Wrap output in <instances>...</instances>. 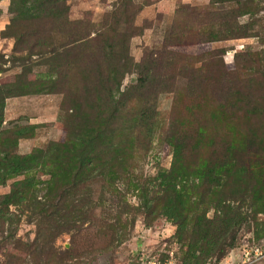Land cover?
I'll list each match as a JSON object with an SVG mask.
<instances>
[{
  "label": "rangeland",
  "instance_id": "rangeland-1",
  "mask_svg": "<svg viewBox=\"0 0 264 264\" xmlns=\"http://www.w3.org/2000/svg\"><path fill=\"white\" fill-rule=\"evenodd\" d=\"M34 2L0 0L1 86L12 89L20 86L23 91L31 92L41 87L40 76L52 68L51 63L41 64L52 56L48 52L44 55L45 44L40 41L50 38V42L60 47L70 40L76 43L85 38L82 40L84 45L77 48L74 44L65 51L59 49L63 54L55 58L56 63L61 60L73 65L80 84L93 82L80 64L82 55L87 56L89 64L95 57H107L104 52L108 53L109 49L106 47L125 42L133 64L147 61L149 57L159 64L149 73L151 84L143 92L145 96L153 93L155 97L154 101L148 99L152 108V129L149 135L141 132L139 135V131L136 133L132 129L125 131L118 142L123 148L128 145L129 149L123 150L117 156L118 160L110 153L111 147L105 153V170L95 175L96 181L90 187L91 197L84 194L89 193V185L81 188L78 194L82 197L79 204L83 211L91 212L85 219H73L71 225L65 226L70 230L59 232L57 236V227L39 230V225L37 227V223L28 218L31 212L26 203H17L9 209L0 207V264H145L153 256L161 263L189 264L185 261L187 250L176 239L177 226L160 206L165 204L171 213H177L172 208L174 198L171 199L170 195L178 194L184 197V201L193 202L198 198L195 190L200 182L193 176L178 178L182 183L172 182L170 177L174 175L169 172L173 168L174 148L169 138L175 125L191 128L212 123L213 117L220 116L218 108L207 103L201 110V119L194 121L189 112L191 95L184 89L167 92L157 73L160 70L162 74L172 75L175 68L188 67L190 62L196 66L195 61L199 59L216 62L218 69L223 61L229 78L237 73L240 78L247 79L254 72H263L264 0H67L69 22H62L63 28L54 33H43L41 24L26 22V17L34 12ZM182 6L188 8L184 15L178 13ZM61 12L65 13L64 10ZM179 21L195 27L199 43L167 44L171 40L172 26ZM29 29L34 31L29 32ZM27 33L31 35L28 43L23 41ZM120 48L119 51L117 47L114 50L117 55ZM156 52L158 57L154 56ZM213 56H216L215 60L211 58ZM168 58L174 60L175 68L164 71L161 63ZM248 59L254 62L252 73L246 70ZM66 71L67 68L63 69L62 74ZM138 78L136 72L126 74L121 88L115 92V101L124 92H130L125 101L126 112L123 113V121L129 126L133 125V120L147 101L141 92L134 89ZM62 101L63 95L48 91L16 96L6 101L4 129L35 126L33 138L19 142L20 155L31 154L37 149L46 150L49 155L47 147L65 140L59 111ZM257 116L254 125H260L262 129L264 112ZM216 121L218 129H210L209 133L224 139L220 136L227 131L222 127L224 121L221 118ZM209 154L207 139L195 159L203 163ZM43 159L42 156L40 160ZM40 163L31 171L34 176L29 196L31 208L46 193L48 178L42 175L52 169L50 161L48 164ZM12 183L0 186V196L9 193ZM146 205L154 207L148 210ZM232 206L238 205L233 203ZM207 208L209 219L220 213L210 205ZM243 211L247 215L246 221L225 233L227 243H230L233 233L235 236L233 246H227L225 256L220 259L210 257L217 241L212 234L195 252L196 257L210 253V258L200 263L218 264L231 252H240L247 244L264 243V203L256 201L252 207L247 204ZM191 227V222L186 225L190 235ZM192 241L189 236L183 244L194 247Z\"/></svg>",
  "mask_w": 264,
  "mask_h": 264
},
{
  "label": "trees",
  "instance_id": "trees-1",
  "mask_svg": "<svg viewBox=\"0 0 264 264\" xmlns=\"http://www.w3.org/2000/svg\"><path fill=\"white\" fill-rule=\"evenodd\" d=\"M66 2L67 0H35L34 12L26 17V22L41 24L43 33L58 32L63 28L62 22H69ZM187 9L182 6L178 13H185ZM62 10L65 13L61 12ZM178 23L172 26L171 40L169 39L167 44L176 46L199 43V33L193 25L180 21ZM29 39L31 35L27 33L23 41L28 43ZM84 39L76 43L75 40H70L60 47L50 42V38L40 41L45 44L44 55L48 52L52 56L41 65L51 63L52 68L40 76L41 87H38V90L23 91L20 86L12 89L0 84V186H6L8 182L13 181L9 193L0 196V207L9 209L12 205H18L17 203H26V208L31 212L29 220L37 223L39 230L44 227H57L55 236L59 232L70 230L65 226L71 225L73 219H85V216L90 214L91 211L84 212L81 208L79 201L82 197L78 194L81 188L88 185L90 188L93 185L96 181L95 175L103 173L105 153L110 147V153L118 160L117 156H120L123 150L129 149L128 145L123 148L118 142L125 131L132 129L136 130V133L139 131V135L140 132L149 135L152 129V108L148 99L154 101L155 97L153 93L145 96L143 92L151 84L149 73L159 65L157 60L149 57V60H142L135 65L127 53L129 46L125 42L113 43L106 47L109 49L108 53L104 52L107 57H95L88 64L87 56H81L80 64L87 70L93 82L80 84L73 65L62 63L61 60L56 63L55 58L63 54L59 49L65 51L74 44L79 48L84 45ZM209 40H213L211 34ZM120 46V53L117 55L114 50L117 47L116 50L119 51ZM170 54L175 57L173 53ZM154 56L158 57V52L154 53ZM211 58L215 60L216 56ZM195 62L196 66L190 62V66H182L180 69L175 68L173 59L168 58L161 63L162 69L168 71L175 68L174 73L162 74L159 70L157 74L167 92L184 89L186 94L191 95L189 112L194 121L201 119V110L207 103L218 108L220 117H213L212 123H203L204 125L199 124L191 128L188 125L173 126L169 140L174 148V162L169 174L174 176L170 179L179 183L178 178H197L200 182L195 190L198 198L193 202L184 201V197L173 193L170 195L171 199L174 198L172 208L176 209L177 213H171L165 204L160 208L177 226L176 239L187 250L185 261L189 264H204L200 262L212 256L219 259L224 257L227 246H233L234 233L230 243L226 242L225 233L230 231L231 227H239L246 221L247 215L243 208L247 207V204L252 207L256 201L259 204L264 203V127L261 129L260 125H254L259 117L257 115L264 112V71L252 73L250 70L253 69L254 62L248 59L246 70L252 73L251 77L240 78L236 73L229 78L230 74L226 72L223 61L220 69L217 68L216 62L209 59H199ZM92 67L95 69H91ZM65 68L67 71L62 74ZM134 72L139 74L134 89L141 92L147 101L137 117L131 119L134 121L133 125L129 126L123 121V113L126 112L125 101L130 92H124L117 101L114 98L126 74ZM39 91L63 95L59 111L66 138L63 142L47 147L49 155L43 149L20 155L19 142L33 138L35 126L4 129L5 104L10 98ZM220 118L224 121L222 127L227 129L226 133L220 135L224 139H219L218 135L213 136L215 133H209L210 129H218L216 120ZM207 139L210 154L207 160L201 163L196 161L195 157ZM42 156L44 159L40 160ZM39 160L46 162L45 164L50 161L52 169L42 175L48 178L45 182L46 193L37 199L36 206L32 205L31 208L30 186L34 179L31 171L33 167L41 164ZM116 170L110 169L114 172ZM91 192L90 188L89 193L84 194L91 197ZM114 193L115 196L118 195L117 191ZM233 203L238 206L233 207ZM207 205L218 209L220 213L212 219L207 218ZM146 207L150 210L154 206ZM190 222L191 235L188 233L190 230H186V225ZM212 234L217 237L213 244V255L206 253L196 257L197 248L201 249ZM189 236L193 239L194 247L191 244L189 247L183 244Z\"/></svg>",
  "mask_w": 264,
  "mask_h": 264
},
{
  "label": "built area",
  "instance_id": "built-area-1",
  "mask_svg": "<svg viewBox=\"0 0 264 264\" xmlns=\"http://www.w3.org/2000/svg\"><path fill=\"white\" fill-rule=\"evenodd\" d=\"M241 263L240 264H264V243L262 245L258 244H247L240 250ZM239 256L236 253L231 252L228 257H226L219 264H231ZM145 264H172V262L161 263L155 256L147 260Z\"/></svg>",
  "mask_w": 264,
  "mask_h": 264
},
{
  "label": "crops",
  "instance_id": "crops-1",
  "mask_svg": "<svg viewBox=\"0 0 264 264\" xmlns=\"http://www.w3.org/2000/svg\"><path fill=\"white\" fill-rule=\"evenodd\" d=\"M234 253H235V252H234ZM236 255H238L239 257L236 258V259L234 260V262H232L231 264H240V263H241L242 258H241L240 252L236 253ZM258 264H261V263H258Z\"/></svg>",
  "mask_w": 264,
  "mask_h": 264
}]
</instances>
